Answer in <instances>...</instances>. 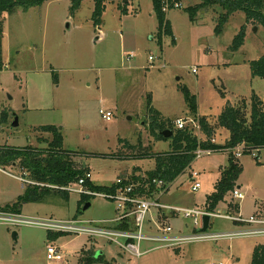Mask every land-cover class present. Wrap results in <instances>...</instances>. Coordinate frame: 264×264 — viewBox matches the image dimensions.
Instances as JSON below:
<instances>
[{
	"label": "rangeland",
	"instance_id": "rangeland-1",
	"mask_svg": "<svg viewBox=\"0 0 264 264\" xmlns=\"http://www.w3.org/2000/svg\"><path fill=\"white\" fill-rule=\"evenodd\" d=\"M199 3L182 0L179 8L167 12L176 44L171 37L161 42L152 0L109 2L100 26L93 18L94 0H84L74 12L72 0H49L26 12L5 14L0 42V146L46 148L52 137L38 128L55 126L64 149L75 155L76 167L86 165L94 184L109 186L135 174L145 176L155 169L156 156L169 151L171 142L159 141L152 133L154 126L172 123L178 129V120L193 121L195 125L188 127L204 140L198 118L216 121L226 106L253 94L264 101V80L254 78L250 66L264 56V27L248 23L243 12H236L217 34L218 18L226 11L205 9L192 23L186 9ZM243 28L244 45L234 51ZM150 56L155 57L153 63ZM185 90L195 97L196 112L186 102ZM100 109L113 113L110 122ZM154 131L161 135L159 129ZM229 137L228 130L218 128L215 143L225 146ZM230 154L220 150L195 159L168 185L160 203L206 211L207 198L230 166ZM237 163L243 171L236 188L244 199L228 195L215 213L246 219L264 214V148L243 153ZM192 172L200 175L202 187L197 192L192 191ZM29 185L34 183L18 171L0 169V207L18 202ZM69 195L68 200L51 194L41 203L22 204L21 215L57 221L76 217L110 221L119 216L115 202L93 197L83 212L81 195ZM230 203L239 204L240 212L230 213ZM199 221L196 226L192 218L167 213L164 223L186 236L240 229L233 221L213 217L203 233L202 218ZM150 223L148 218V231L154 230ZM48 235L39 227L0 224V264H84L100 252L101 259L93 264H252L254 249L264 243L261 237L196 240L170 248L145 242L146 253L138 258L104 239L59 234L52 240ZM49 245L61 249L63 262L47 260Z\"/></svg>",
	"mask_w": 264,
	"mask_h": 264
},
{
	"label": "trees",
	"instance_id": "trees-1",
	"mask_svg": "<svg viewBox=\"0 0 264 264\" xmlns=\"http://www.w3.org/2000/svg\"><path fill=\"white\" fill-rule=\"evenodd\" d=\"M49 0H0V42L3 37V22L5 14H13L17 9L28 11L32 8L43 6ZM72 11L78 9L84 0H72ZM114 0H94L95 25L100 26L103 14L106 11L107 4ZM153 9L158 20V36L162 42L163 37H171L173 44H176L172 25L167 19V13L164 11L166 0H152ZM182 0H169L170 10L175 8V4H180ZM209 8H221L226 12L218 18V25L215 33L220 34L229 18L236 12H243L246 15L248 23H256L264 27V0H201V3L190 6L186 9L192 23L197 22L198 14ZM125 13V11H124ZM245 41V28L236 37L232 50L237 51ZM252 76L264 80V56L250 64ZM185 100L189 104L191 111L196 112V99L191 96L187 90L184 91ZM200 133L204 140L199 139L193 129L186 126L183 129H175L172 123L154 126L152 133L159 141H170L168 152L156 156L155 169L146 173L145 177L135 174L130 176L124 183L109 186L94 184L86 178L89 174L88 168L83 165L76 167L72 160L73 152L64 149V141L61 132L55 126H42L39 131L52 137V141H46V148H12L0 146V169L8 171H18L23 178H27L34 185L26 187L24 196L18 202L0 207V210L21 214L22 204L31 202H43L45 197L51 194L60 195L68 200L69 192L63 190L85 179V187L98 193H115L119 188L128 184H140L139 191L147 195L159 192L158 186L154 181L162 182L163 189L175 182L182 174L186 172L195 161V152L199 149H213L216 152L220 150L234 149L239 145L244 146L245 152L252 150H261L264 148V101L257 94H253L250 99H242L235 106L228 105L218 116L216 121H211L208 117L198 118ZM218 128L229 131L230 137L225 146H219L213 142ZM172 130L174 135L166 139L157 135L156 131ZM76 154V153H74ZM146 155H143L145 157ZM258 158V157H257ZM21 171V172H20ZM243 169L237 163V158L230 154V166L225 169L219 181L214 187V192L207 198L206 210L208 213H215L219 204L225 201L228 195H233L237 189L236 182ZM148 185V188L145 186ZM166 187V188H165ZM80 207L90 202L93 197L81 195ZM230 213H239V204H229ZM241 226L239 223H235ZM121 228H127L122 226ZM59 234L49 233V239H57ZM102 256V255H101ZM89 259L84 264H93L101 259ZM252 264H264V243L254 249Z\"/></svg>",
	"mask_w": 264,
	"mask_h": 264
},
{
	"label": "built area",
	"instance_id": "built-area-1",
	"mask_svg": "<svg viewBox=\"0 0 264 264\" xmlns=\"http://www.w3.org/2000/svg\"><path fill=\"white\" fill-rule=\"evenodd\" d=\"M169 0H166L164 11L167 13L170 10ZM180 4H175V8H179ZM154 56L149 57V61L153 63ZM165 67V65H164ZM197 69H193V73L197 74ZM102 118L110 122L113 118V113L99 110ZM193 121L178 120L176 125L178 129H183ZM199 128V126H197ZM200 129V128H199ZM215 143V140H213ZM239 159L245 152V148L242 145L237 146L234 149L227 150ZM216 152L213 149L199 148L195 152L196 159H200L205 155H210ZM142 177H145L142 175ZM199 173L192 172V191L197 192L201 189L202 184L199 181ZM86 178L91 180L90 173L86 175ZM129 178V177H128ZM128 179H118L115 184L120 185ZM85 179L79 181V183L72 185L68 188H63L67 192L77 193L79 195H86L90 197H100L111 202H115L120 210L119 216L110 221H85L81 218H74L69 221H57L50 219H32L23 217L21 214L5 212L0 210V224L7 225L9 227H23L34 226L46 230L52 234H64V235H76L87 236L89 238L104 239L108 242H114L119 245L124 251L140 258L144 252L142 250V243H155L161 245L160 247H176L180 246L188 241L206 240V239H234V238H250L261 237L264 238V214L254 215L246 219L242 216L221 215L220 213H208L207 210L202 212L198 210L182 209L163 205L160 203V197L168 188L163 189V183L154 181V183L160 189L159 192L147 195L139 191L140 184H128L119 188L115 193H98L93 192L85 187ZM92 181V180H91ZM148 188V185L145 186ZM235 200L244 199V195L240 189H236L233 192ZM207 212V213H206ZM167 213L170 215H183L184 219H193L196 226L200 225V218L204 215H210L212 218H222L239 223L240 229L234 232L220 233L216 235L200 234L194 236H186L182 234H175L173 228L164 223L167 218ZM149 218L150 225L154 227V230H146L145 223ZM127 228H121L122 226ZM46 257L48 261L61 263L63 262V255L61 249L55 245H49L46 248ZM211 264H224L220 261H214Z\"/></svg>",
	"mask_w": 264,
	"mask_h": 264
},
{
	"label": "water",
	"instance_id": "water-1",
	"mask_svg": "<svg viewBox=\"0 0 264 264\" xmlns=\"http://www.w3.org/2000/svg\"><path fill=\"white\" fill-rule=\"evenodd\" d=\"M17 120H18V119H16L15 127L18 126V122H17ZM173 135H174V132H173L172 130H165V131H162V132H161V136H163V137L166 138V139L171 138ZM85 166H86V165H84V167H85ZM238 189H240V187H238ZM89 207H90V204L87 203V204L84 206V208H83L82 211L84 212V211L87 210ZM211 219H212V217H211L210 215H204V216H203V218H202V229H201V231H202L203 233H205L206 231L209 230V228H210V224H211ZM14 235H15V233H14ZM101 253H102V252H100V253L98 254L99 256L96 257V258H99V257L101 256Z\"/></svg>",
	"mask_w": 264,
	"mask_h": 264
},
{
	"label": "crops",
	"instance_id": "crops-1",
	"mask_svg": "<svg viewBox=\"0 0 264 264\" xmlns=\"http://www.w3.org/2000/svg\"><path fill=\"white\" fill-rule=\"evenodd\" d=\"M172 30H173V27H172ZM84 166V165H83ZM87 167V166H86Z\"/></svg>",
	"mask_w": 264,
	"mask_h": 264
}]
</instances>
